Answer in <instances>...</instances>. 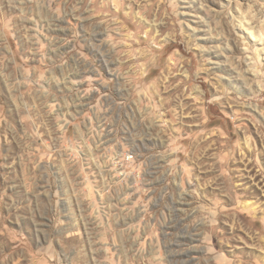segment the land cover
<instances>
[{
	"label": "rangeland",
	"instance_id": "rangeland-1",
	"mask_svg": "<svg viewBox=\"0 0 264 264\" xmlns=\"http://www.w3.org/2000/svg\"><path fill=\"white\" fill-rule=\"evenodd\" d=\"M0 264H264V0H0Z\"/></svg>",
	"mask_w": 264,
	"mask_h": 264
},
{
	"label": "bare ground",
	"instance_id": "bare-ground-1",
	"mask_svg": "<svg viewBox=\"0 0 264 264\" xmlns=\"http://www.w3.org/2000/svg\"><path fill=\"white\" fill-rule=\"evenodd\" d=\"M215 154V153H214Z\"/></svg>",
	"mask_w": 264,
	"mask_h": 264
}]
</instances>
